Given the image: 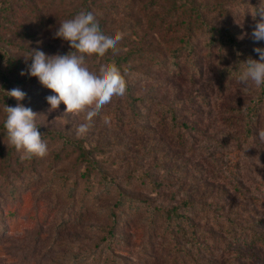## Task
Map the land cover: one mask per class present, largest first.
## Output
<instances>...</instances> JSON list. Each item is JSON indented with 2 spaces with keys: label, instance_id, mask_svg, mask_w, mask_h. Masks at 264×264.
Masks as SVG:
<instances>
[{
  "label": "rangeland",
  "instance_id": "374dc122",
  "mask_svg": "<svg viewBox=\"0 0 264 264\" xmlns=\"http://www.w3.org/2000/svg\"><path fill=\"white\" fill-rule=\"evenodd\" d=\"M95 1L105 32L123 33L118 51H111L130 54L121 71L141 100L140 115L132 118L125 96L114 97L77 139L84 115L65 113L63 103L50 111L46 97L54 93L37 78L20 74L31 63L25 56L32 49L50 56L70 51L54 33L77 2L10 0L6 9L0 0V48L11 56L1 69L12 79L11 90L27 94L19 103L38 114L39 129L58 135L43 139L47 156L22 162L0 129V264H64L95 247L101 257L118 256L119 264H194L195 247L186 241L191 236L175 233L188 251L182 249L159 209L180 204L198 229L214 240L219 235L211 252L195 255L197 264H264V244L233 245L222 225L226 218L248 229L264 219V143L258 137L264 106L258 122L250 123L246 113L260 88L245 91L237 81L240 63L258 60L254 49L264 48V41L251 38L259 20L251 10L264 0H194L205 7L206 21L234 31L237 50L217 46L209 54L208 32L198 29L191 40L193 60L186 52L177 64L172 51L185 29L175 0ZM103 61L92 57L88 66L95 71ZM5 105L0 103V124ZM173 115V126L164 124ZM80 147L89 158H82ZM152 177L164 187L154 185ZM104 180L112 183L109 193L102 190ZM128 195L144 208L112 226L110 207ZM147 205L156 208L155 216L148 218ZM110 227L123 241L109 237ZM187 230L192 235L193 229Z\"/></svg>",
  "mask_w": 264,
  "mask_h": 264
},
{
  "label": "clouds",
  "instance_id": "9594fccd",
  "mask_svg": "<svg viewBox=\"0 0 264 264\" xmlns=\"http://www.w3.org/2000/svg\"><path fill=\"white\" fill-rule=\"evenodd\" d=\"M253 19L259 16L251 33V38L264 41V4L251 10ZM54 38L67 42L70 51L67 54L47 55L41 50L32 49L25 56L27 65L22 76L37 78L45 88L54 95L46 97L50 111L58 109L61 103L66 106L65 113L79 116L84 115V122L76 127L77 139L85 136L91 127L93 119L102 109L110 104L114 97H124L127 92L125 73L115 61L101 63L93 71L88 66L92 57L103 58L112 51H118L117 45L123 38V33L114 35L104 32L96 16L90 11H80L74 17L59 23ZM259 59L247 58L241 62L243 66L237 81L244 90L250 86H264V48H255ZM18 103L15 107L5 105L6 118L3 126L6 130L7 146L13 147L20 154V160L43 158L48 154V145L42 139L37 125V116L31 108L25 107L23 101L27 94L20 88L6 92ZM107 123V118H105ZM260 142L264 143V130L258 133Z\"/></svg>",
  "mask_w": 264,
  "mask_h": 264
},
{
  "label": "trees",
  "instance_id": "16d2710c",
  "mask_svg": "<svg viewBox=\"0 0 264 264\" xmlns=\"http://www.w3.org/2000/svg\"><path fill=\"white\" fill-rule=\"evenodd\" d=\"M7 2L6 9H11L10 7V0H5ZM71 2H77V4L74 6V9L72 10H66L65 14H67V18L74 17L77 13L80 11H90L94 15L95 6H97V1L95 0H71ZM173 6L176 7L174 9L175 12L179 15V18H181V24L184 26L185 33L184 36L178 37V46L175 47V49L172 51L173 53V61L177 64V59L183 54L186 53L189 55L190 60H193V52L194 47L193 43L191 42L192 36L198 31V29H205L208 33V37L206 38V45L208 47L207 51L209 54H211V49L213 47L218 46V50H232L233 53L237 50L236 48V41H235V34L234 31L230 28L222 29L219 27H216L206 21L203 18V13L205 12V7L202 5H196L194 0H175V3ZM96 16V15H95ZM97 18V17H96ZM99 21L101 29L105 32L104 23L100 19H97ZM71 50V49H70ZM130 54L125 55H117L113 54L110 50L105 57H103L104 61L103 63L115 61V63L121 68V64L123 61H127L129 59ZM11 60V56L8 54L7 50H4L3 48H0V103L7 104L8 106L15 107V99L12 97L7 96L6 92L10 91L12 88V79H10V76H8L5 72H3L1 69L4 65L9 63ZM127 81V80H126ZM125 97L128 101L129 108L131 111L132 118H135L136 116L140 115V112L138 111V102L141 100L134 95V91L132 87L129 84V81H127V92L125 94ZM264 106V86L260 87V93L259 95L253 99L252 105L248 108L246 117L248 118V121L252 124H256L259 120V117L262 112V107ZM169 110V109H167ZM2 121L0 124V129L2 133H6V130L3 126V122L6 118V114L2 116ZM175 116H171L170 119L164 120V124H172L175 121ZM147 130V129H145ZM41 132L42 139H55L58 135L57 133L53 131H43L39 129ZM45 133V134H44ZM181 138H184L182 133H179ZM80 155L83 159L89 158L87 156V152L85 149L80 147ZM151 182L154 183L158 188L164 187V181H160L155 179L154 177L151 178ZM112 183L109 180H104L103 185V192L109 193L111 191ZM11 190H13L11 188ZM101 192V193H103ZM187 201L183 202V205H187ZM144 208L140 204L136 203V200L132 196H126V198H119V200L116 202V205L109 209L110 213L109 216H111L112 219V226L116 224H122L127 223V219L129 214H126L128 212H140ZM182 208V205H174V206H168L159 208L162 209L161 215L163 217L164 223L166 224L167 230L169 233H171L172 240L176 241V244H181V241L178 242V237L175 235L182 234L185 236H188V234L191 236L190 239L186 240L187 242H191L193 247H195L193 250L196 251L193 255V261L194 264H197L195 262V255L199 252H211L214 248V246L218 245L219 242V235L218 239L214 240L211 239L207 234L209 232H205L204 230H200L196 227L195 223L191 219H187L184 213L180 211ZM126 209V210H124ZM147 209L150 211L148 218H151V216H155V209L152 208L150 205H147ZM264 224V219H257L250 225L248 229H245L242 227H237V224L234 223L231 219H223L222 225L227 227V230L229 231V234H231L233 239V245L237 244H244L246 245H256L257 243L264 244V227H261L260 225ZM232 228V231L230 227ZM235 227V228H234ZM187 228L193 229L192 235L188 232ZM174 230H177L179 232H174ZM116 229L114 227H110L108 231L109 237L111 239H120V241H123V234H120L119 232H115ZM175 236V237H174ZM222 242V241H221ZM235 243V244H234ZM237 243V244H236ZM220 245V244H219ZM238 246V245H237ZM98 247H95L93 250L86 249L83 252H77L69 261H67L64 264H119L120 259L118 256L113 255L111 252H108L104 254L102 257L97 253ZM182 249H187L185 247V243L181 244ZM246 248V247H245ZM181 249V250H182ZM186 252V251H184ZM187 253V252H186ZM97 257H94L96 256ZM89 261V262H88ZM97 261V262H96ZM87 262V263H86Z\"/></svg>",
  "mask_w": 264,
  "mask_h": 264
}]
</instances>
